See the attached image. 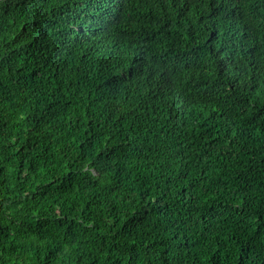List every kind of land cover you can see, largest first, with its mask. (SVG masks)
Segmentation results:
<instances>
[{
    "label": "trees",
    "instance_id": "16d2710c",
    "mask_svg": "<svg viewBox=\"0 0 264 264\" xmlns=\"http://www.w3.org/2000/svg\"><path fill=\"white\" fill-rule=\"evenodd\" d=\"M0 264H264V0H0Z\"/></svg>",
    "mask_w": 264,
    "mask_h": 264
}]
</instances>
